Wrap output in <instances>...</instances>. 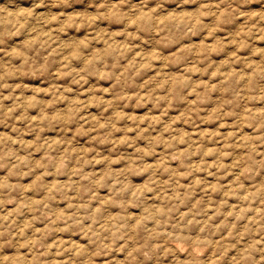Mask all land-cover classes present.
Wrapping results in <instances>:
<instances>
[{
    "label": "clouds",
    "instance_id": "clouds-1",
    "mask_svg": "<svg viewBox=\"0 0 264 264\" xmlns=\"http://www.w3.org/2000/svg\"><path fill=\"white\" fill-rule=\"evenodd\" d=\"M0 264H264V0H0Z\"/></svg>",
    "mask_w": 264,
    "mask_h": 264
}]
</instances>
